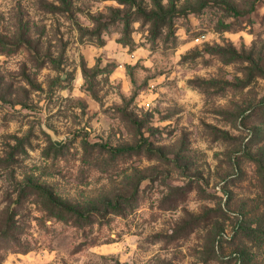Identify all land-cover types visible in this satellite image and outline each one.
I'll list each match as a JSON object with an SVG mask.
<instances>
[{"label": "rangeland", "instance_id": "1", "mask_svg": "<svg viewBox=\"0 0 264 264\" xmlns=\"http://www.w3.org/2000/svg\"><path fill=\"white\" fill-rule=\"evenodd\" d=\"M117 3L0 0V264H264V0Z\"/></svg>", "mask_w": 264, "mask_h": 264}, {"label": "clouds", "instance_id": "2", "mask_svg": "<svg viewBox=\"0 0 264 264\" xmlns=\"http://www.w3.org/2000/svg\"><path fill=\"white\" fill-rule=\"evenodd\" d=\"M165 2H166V0H165ZM105 3L106 4H109V5H112L114 7H119V8H122L123 7V5H120V4L117 3V0H105ZM89 26H91V25H89ZM134 27H139V24H135ZM104 38L107 39V36H105ZM246 39L250 42L252 40V37L251 36H248V37H246ZM178 58H179L178 55L176 57H174L173 58V63H175V60L178 59ZM5 59L6 58L3 55H0V62H3ZM146 66L151 69L153 67L152 61L151 60H148L146 62ZM89 67H92V65L89 64ZM201 75H203V73H201ZM161 79H163V77H161ZM84 83H85L84 77L78 71L77 72V75H76V80H75V84L77 86V91L75 93H73V95H75V96H82V95H84V93H82V92L79 91V88L82 85H84ZM125 92L127 94V92H128V89L127 88L125 89ZM63 95L64 96H68L69 93L68 92H64ZM185 100H188V101L197 100L198 101L199 100V97L194 92H192L191 90H188L187 91V95L185 97ZM165 123H170V122H165ZM201 147H204V145H201ZM0 207H2V205H0Z\"/></svg>", "mask_w": 264, "mask_h": 264}, {"label": "water", "instance_id": "3", "mask_svg": "<svg viewBox=\"0 0 264 264\" xmlns=\"http://www.w3.org/2000/svg\"><path fill=\"white\" fill-rule=\"evenodd\" d=\"M54 142L57 144V145H61V141L58 139V138H56V137H54Z\"/></svg>", "mask_w": 264, "mask_h": 264}]
</instances>
